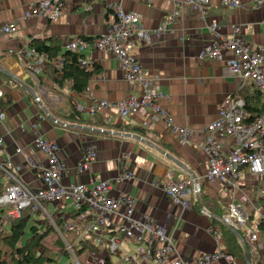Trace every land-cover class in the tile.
Wrapping results in <instances>:
<instances>
[{
  "label": "crops",
  "instance_id": "1",
  "mask_svg": "<svg viewBox=\"0 0 264 264\" xmlns=\"http://www.w3.org/2000/svg\"><path fill=\"white\" fill-rule=\"evenodd\" d=\"M36 1L40 0H0V28L8 24L16 27L12 34L0 36V89L4 93L0 106L6 115L0 124V138L4 140L0 147V161L11 160L14 165L22 164L20 171L14 170L15 174L29 186H42L41 173L31 167L27 160L46 161L44 152L35 145V132L31 126L40 114H44L45 119L39 122V130L44 137L60 145L62 160L68 168L63 175V183L90 186L102 180H112L110 195H132L136 199L135 215H148L164 224L173 237L178 253L189 264H197V260L206 253L226 251L220 232L216 234L214 231L215 228L218 230L217 221H221L220 205L223 203L227 208L228 201L234 199L239 202L243 194L258 203V210L251 203L246 207L251 218L256 219V229L264 241V229L259 228L260 220L264 219L261 214L264 211V199L256 192L257 187L264 186V180H257L242 168L239 181L241 189L234 191L209 181L206 177L207 158L200 147L204 140L202 134L197 133L190 143L184 145L166 129L163 122L146 127L150 121L148 115L135 111L122 118L116 108L98 113L96 122L99 125L89 126L66 118L72 105L82 118L88 119L95 114L88 111L95 100L119 101L128 95L137 94L138 85L126 80L124 69L116 56L107 51L86 52L84 59L88 61V66L96 65L101 70L90 78L87 89L76 92L68 87H51L54 83L48 78L45 66L38 74L37 83L28 73L35 60L25 53L32 48L31 41L34 38L57 36L65 48L66 38L94 37L105 33L108 24L115 20L114 11L109 9L113 3H119L126 11L140 14L141 24L147 29L158 28L165 16L180 9L179 18L168 25L161 37H153L151 43H145L132 35L129 38L130 48L155 84L170 96L164 102V107L175 122L180 126L201 130L219 117L227 97L242 95L245 90L251 94L254 90L247 89V86L241 89L239 79L229 70L225 60L198 57L201 48L212 38L209 25L217 22L219 32L230 35L231 25L240 24L243 26L241 36L244 40L254 48L259 47L264 44V4L258 7L252 0H243L245 7L231 9L220 0H212L203 16L187 5L180 6L169 0H153L148 4L142 0H68L66 8L55 20L45 16L25 17L30 4ZM42 79L46 85L41 84ZM31 88L37 92L39 100L32 94ZM41 103L48 108L49 113L44 111ZM21 125L25 126V131ZM141 127L146 128L147 133L143 134L137 129ZM221 142L225 151L228 146L235 145L232 138H223ZM89 146H95L97 159L90 164L89 169L81 171L77 164ZM128 153L131 155L124 157ZM172 159L196 175L200 182L199 195H209L214 204L212 207L202 202L208 212L198 205L196 194L192 196L193 208L185 210L166 195L164 182L168 173H173L174 180L189 175ZM124 165L133 177L119 181L117 177L122 174ZM9 183L10 178L0 171L2 188ZM65 207L71 208L69 203L64 204L56 218L61 215L68 218ZM48 208L55 213L53 205ZM6 222L9 224L8 220ZM113 222L114 225H120L122 219L114 216ZM83 232L84 229L79 227L77 241L87 237ZM103 232L106 234L107 230L103 228ZM79 234L84 237L80 238ZM122 247L117 258L111 256L114 262L122 263L123 256L135 250L136 244L124 241ZM171 257L176 258V254ZM255 259L258 264H264V248ZM234 260L233 264H247L246 259V262L237 257ZM212 264L229 263L223 258Z\"/></svg>",
  "mask_w": 264,
  "mask_h": 264
},
{
  "label": "built area",
  "instance_id": "2",
  "mask_svg": "<svg viewBox=\"0 0 264 264\" xmlns=\"http://www.w3.org/2000/svg\"><path fill=\"white\" fill-rule=\"evenodd\" d=\"M142 1L148 4L153 0ZM169 1L177 2L180 6L187 5L203 16L212 2V0ZM67 2L68 0L36 1L30 4L25 17L45 16L55 20L66 8ZM220 2L231 9L245 7L243 0H220ZM252 2L258 7L264 4V0H252ZM109 9L114 11L115 20L108 24L105 33L91 38H66L65 46L82 54L90 50L111 53L118 58L120 66L124 69L126 80L130 84H137L139 90L137 94L128 95L119 101L95 100L88 111L100 113L104 109L116 108L122 118L135 111L143 113L150 117L146 127H151L156 122H163L166 129L184 145L190 143L197 133L202 134L204 140L200 147L208 162L206 177L209 181L219 183L230 190L241 189L239 181L242 168H245L249 175L258 178L257 180H264V111L255 119L247 120L249 111L246 109L245 98L241 94H235L225 99L219 117L201 130L180 126L164 107V102H167L170 96L155 84V80L146 73L140 60L131 53L130 36L135 35L138 40L151 43L153 37H161L168 29V25L179 18L181 10L177 9L165 16L158 28L147 29L141 24V17L137 12L126 11L119 3L110 4ZM242 27L240 24H233L231 25L232 34L224 35L219 32L217 22L210 23L212 38L201 48L198 57L225 60L229 70L239 79L241 89L246 88L249 83H254L264 94V44L255 48L248 44L241 36ZM15 30L16 27L13 24L4 25L0 28V36L12 34ZM25 53L35 60L34 66L28 69V73L38 83V74L48 62V56L45 53H38L34 48ZM229 53L231 55L227 56ZM60 63L61 61H58L57 65L59 66ZM79 65L86 67L88 61L82 58ZM3 95L0 89V103ZM5 117V112L0 106V124L4 122ZM44 119L45 115L40 114L31 126L35 132V145L44 152L46 161L27 160L31 167L41 173L42 186H29L15 174L14 170L20 171L22 164L14 165L11 160L0 161V171L10 178V183L3 190L0 189V225L3 219L20 217L25 208L31 207L37 215L42 214L44 218L50 219L63 236L54 220L56 214L60 215L64 204L69 203L72 211L86 206L87 212L78 216L82 223L69 220L65 231H78L79 227H82L83 234L92 238L95 246H101L98 252L88 253L87 260L90 264H103L108 256L120 253L124 241L134 242L136 249L126 253L121 264H189L178 253L173 237L164 224L148 215L143 214L139 217L135 215L136 199L132 195H110L113 187L112 180H102L90 186L82 183L64 184L63 175L68 168L62 160L60 145L40 133L39 122ZM21 129L25 131V126L21 125ZM223 138H232L235 145L228 146L225 151L221 142ZM3 143V138H0V147ZM130 155L131 153H128L124 157ZM96 159L95 146H89L85 148L77 167L81 171L87 170ZM132 177V172L124 165L123 172L117 180L122 181ZM195 181V178L190 175L174 180L173 173L170 172L167 174L164 190L174 204L183 210L191 209L194 205L192 196L196 191L200 193V185L196 187ZM256 192L264 199V186L257 187ZM249 203L258 210V203L250 200L246 194L239 198V202L234 199L228 201L227 212L221 216L220 220L239 230L250 248L251 256L258 258L264 248V241L261 239L260 232L249 226L251 215L246 207ZM49 205L55 206V213L49 210ZM261 214L264 216V211ZM114 216L121 217L120 225H114ZM261 221L264 222V219L262 218L260 223ZM103 228L107 230L106 234ZM214 231L218 234L216 228ZM80 236V238L84 237ZM68 249L77 259L69 244ZM172 254H176V258L172 259ZM223 258L229 264L235 261L233 255L225 251H217L202 255L197 260V264H212Z\"/></svg>",
  "mask_w": 264,
  "mask_h": 264
},
{
  "label": "trees",
  "instance_id": "3",
  "mask_svg": "<svg viewBox=\"0 0 264 264\" xmlns=\"http://www.w3.org/2000/svg\"><path fill=\"white\" fill-rule=\"evenodd\" d=\"M31 46L38 53H45L48 56V62L44 70L48 78L54 83L51 86L53 88L68 87L76 92H82L87 89L90 78L101 70L96 65L81 67L79 62L85 57V54L67 49L66 47L64 48L60 37L34 38L31 41ZM58 61H61L59 66L57 65ZM70 80L71 84L69 83ZM40 82L43 85L47 84L43 79ZM251 88H254L251 94H249L248 90V92L245 90L242 93L246 101V109L249 111L247 120L255 119L264 111L263 92L254 83H250L249 86L247 85V89ZM66 118L74 122H84L89 126L99 125L96 122L98 113L92 114L88 119H84L73 105L70 106ZM100 125L102 126V124ZM137 129L143 134L147 133V129L144 127ZM0 189H4L2 188V184H0ZM200 197L203 203L206 202L214 207L209 195L201 193ZM220 210V216L227 211L223 203L220 205ZM83 212H87L86 206L71 211L68 218L61 215L54 219L64 237L60 235L50 219H38L37 214L32 211L31 207L25 208L20 217L3 219L0 225V264H64L58 257L66 256L68 259H72V253L68 249V244L71 245L80 260L82 259L85 264H90L87 262L88 253L90 251L98 252L100 246H95L93 240L88 237L77 241L78 235L65 231V226L69 220L79 224L82 223L78 219V216ZM7 220L9 224L6 222ZM216 225L220 232L218 233L225 244V252L245 261V252L238 236L221 221H217ZM259 228L264 229L263 221L259 224ZM252 263L258 264V260L253 256ZM103 264L121 263L114 262L111 256H108Z\"/></svg>",
  "mask_w": 264,
  "mask_h": 264
},
{
  "label": "water",
  "instance_id": "4",
  "mask_svg": "<svg viewBox=\"0 0 264 264\" xmlns=\"http://www.w3.org/2000/svg\"><path fill=\"white\" fill-rule=\"evenodd\" d=\"M28 77V76H27ZM27 77H25V78H27ZM31 91H32V94L39 100V97H38V94H37V92L34 90V89H32L31 88ZM42 104V107H43V109H44V111L46 112V113H49V110H48V108L45 106V105H43V103H41ZM79 128H87V127H84V126H79ZM90 129H92V128H90ZM92 130H95V131H101L100 129H92ZM129 136H133L132 134H128ZM166 154V153H165ZM172 161L173 162H175V163H177V164H179L177 161H175L174 159H172ZM180 165V164H179ZM180 166H182V165H180ZM183 167V166H182ZM188 173H189V175H191L193 178H195V186L196 187H198L199 186V180H198V178H196V175H194V174H192V172H190L188 169H186L185 167H183ZM196 194V198H197V203H198V205L200 206V207H204L203 206V204H202V201H201V199H200V195L198 194V192H196L195 193ZM204 210H205V208H203ZM205 211H207V210H205ZM208 212V211H207ZM220 219H221V217H220ZM223 223V222H222ZM223 224H225L231 231H233L238 237H239V239L241 240V242H242V245H243V248H244V251H245V259H246V261H247V264H252V256H251V253H250V250H249V248H248V246H247V244H246V242H245V240L243 239V237H242V234H241V232L239 231V230H237L236 228H234L233 226H231V225H229V224H226V223H223Z\"/></svg>",
  "mask_w": 264,
  "mask_h": 264
},
{
  "label": "rangeland",
  "instance_id": "5",
  "mask_svg": "<svg viewBox=\"0 0 264 264\" xmlns=\"http://www.w3.org/2000/svg\"><path fill=\"white\" fill-rule=\"evenodd\" d=\"M91 38V37H90ZM191 176V175H190ZM184 177V176H183ZM182 177V178H183ZM181 179V178H180ZM166 181V180H165ZM164 184H165V182H164ZM199 185H200V182H199ZM165 191V190H164ZM197 192V191H196ZM195 192V193H196ZM166 193V192H165ZM195 193H194V195H195ZM198 194H200V193H198ZM167 195V194H166ZM192 199H193V197H192ZM176 205V204H175ZM54 208H55V206H54ZM66 208V213H70L71 211H72V208H70V207H65ZM49 210H50V208H49ZM51 212H52V210H50ZM43 215L41 214V215H38L37 216V218L38 219H41V217H42ZM250 220V222H249V226H251L253 229H255V230H257L256 229V219L255 218H251V219H249ZM72 234L73 235H76L77 234V231H72ZM114 256V258H117V255H113ZM58 259L60 260V261H62L64 264H85V262L81 259H76L74 256H72V259H68L66 256H60V257H58ZM253 264V263H252Z\"/></svg>",
  "mask_w": 264,
  "mask_h": 264
}]
</instances>
